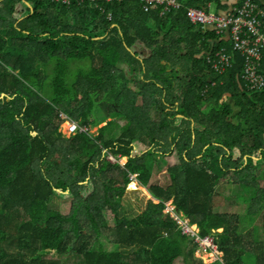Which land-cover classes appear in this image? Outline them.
I'll use <instances>...</instances> for the list:
<instances>
[{"label": "trees", "instance_id": "16d2710c", "mask_svg": "<svg viewBox=\"0 0 264 264\" xmlns=\"http://www.w3.org/2000/svg\"><path fill=\"white\" fill-rule=\"evenodd\" d=\"M22 1L32 8L18 16ZM179 1L183 9L160 15L138 2L0 0V264H203L198 242L163 212L172 199L198 237L215 236L218 264H264L263 241L249 248L239 223L212 211L223 183L251 194H237L250 212L264 209V87L242 77L232 34L219 38L186 17L187 8L216 6L235 18L247 4L263 17L264 0ZM138 44L149 52L143 60L132 52ZM220 48L231 60L216 72L208 57ZM98 103L112 118L103 126ZM62 114L88 131L68 137ZM154 164L170 175L165 189L149 184ZM134 174L152 198L119 217ZM61 192L72 199L66 214L54 206ZM102 237L116 246L107 250Z\"/></svg>", "mask_w": 264, "mask_h": 264}, {"label": "built area", "instance_id": "2783aa9c", "mask_svg": "<svg viewBox=\"0 0 264 264\" xmlns=\"http://www.w3.org/2000/svg\"><path fill=\"white\" fill-rule=\"evenodd\" d=\"M57 3L69 5L72 0H54ZM90 3H125L138 2L144 12H150L153 8H160V15H166L172 11H179L184 8L179 0H88ZM250 8V9H249ZM108 19L111 15L108 14ZM188 21L201 29L214 28L219 38H225V33H230L234 43V50L245 57L242 77L250 84L252 90H260L264 87V73L261 71L264 63V16L259 17L254 13L251 5L247 4L239 11V16L232 18L229 14H213L195 8L186 9ZM231 56L225 55V48H220L212 56L208 57L209 63L216 72H223L225 64L229 65ZM61 118L69 123L68 133L76 134L78 131L87 132V128L79 127L78 122L72 120L66 114ZM92 131V130H91ZM132 178V177H131ZM165 212L170 214L177 224L182 228L184 234L195 237L199 244L198 251L205 253H217V246L210 236L200 238L196 229L189 224L188 220L182 219L175 212L172 204L166 205ZM221 260V259H218ZM216 261V260H215ZM214 261V262H215ZM214 262L206 264H213Z\"/></svg>", "mask_w": 264, "mask_h": 264}, {"label": "rangeland", "instance_id": "374dc122", "mask_svg": "<svg viewBox=\"0 0 264 264\" xmlns=\"http://www.w3.org/2000/svg\"><path fill=\"white\" fill-rule=\"evenodd\" d=\"M211 13H215L216 12V6H210V11ZM136 47V51L139 53V57L140 58H145L147 56V54L149 53L146 48H144L141 44H138L135 46ZM145 51V54L141 51ZM124 70V73L127 75V77L129 79H132L131 73L129 72V69L126 66H122L121 67ZM130 87L132 88V90H136L138 88V84L136 82H132V84H130ZM127 95H129V93H127ZM81 98H82V94H81ZM127 104H129L127 102ZM127 111H130L129 109H127ZM94 114H96V117L100 120H106V122L102 123L101 126L105 125V123H107L108 121H110L112 118L109 117V115L111 114H107V112L105 111V109L103 108V106H101L99 103L97 104L96 109L94 110ZM113 115V114H112ZM151 118H156V112L155 110L151 112ZM117 118V117H116ZM110 119V120H109ZM115 119V118H114ZM115 121L118 123V126L122 125L123 123H125L124 120H120V119H115ZM111 122V121H110ZM57 123L60 124V130L63 131L64 134H66L68 137H71L72 135L67 134V129H68V125L69 123L67 121H63L62 118H58L57 119ZM109 123V122H108ZM195 126V125H194ZM110 129H116L115 124H112L109 126ZM118 129V128H117ZM94 130V129H93ZM116 134H120L119 131H115ZM92 133H94L92 131ZM144 146H142V144H134V150H133V155L137 156L139 154L137 153H141V151L143 150ZM163 149H166L165 147H160L159 150L164 151ZM238 154V153H237ZM236 154V157L238 156ZM110 161H114V158H109ZM127 159L126 158H122L120 160V163H124L126 162ZM257 162V160H256ZM151 174H152V178H150L149 184L151 186L154 187H160V188H167L168 186L171 185V178L170 175L167 173L166 170V166H156L155 164L153 165V167H151ZM112 182H114L112 180ZM111 183V182H109ZM133 184V183H132ZM130 185V183L127 185V190H133L134 192H137L139 190H137L138 188H140V190L142 191V195L140 196V198H136L135 196V200L132 201L129 193L125 194L122 196V198L126 195V206L123 207H119L118 208V212H119V217L122 216H128V217H132V216H136L139 213H142L145 209V201L143 200V197H145L144 195H146L148 197V195L146 194V190L144 189V187H141L140 185H138V188L135 187L134 185ZM135 184V183H134ZM261 187L264 188V182L261 183ZM102 186V185H100ZM226 184H222L221 187H219L216 191V194L218 195L215 198V202L212 205V211L215 214H230L231 217L234 218V220H236L239 223V227L242 228V233L245 234L244 237H246L247 241V245L249 248H252V245L256 242H258L257 240L254 241V237H257V239L263 241L264 243V231H263V220H264V209L260 210V203L255 204V206H253V210L250 212V208H248L246 203H243L240 199L239 196L237 194L240 193V195L244 196L245 198H250L251 194L246 192V191H242L239 190L238 192H236L237 190L234 188H225ZM100 190H102V187L99 188ZM137 190V191H136ZM236 190V191H235ZM152 195V194H151ZM64 196L61 192V195H56L55 196V200H54V206L56 208H60L63 210V212L66 214L70 211L71 208V203H72V199L71 197H69V195H65ZM152 197V196H151ZM66 200V201H62ZM173 200H169L166 202L165 205L171 204ZM233 201H235L233 203ZM123 205V203H122ZM181 213V218L182 219H188L189 223H192L191 220L186 217L182 212ZM225 213V214H224ZM113 220L111 219L110 221V228L114 226V222H112ZM195 225H193L194 227ZM254 226H256V230L254 231ZM196 227H194L195 229ZM222 229L219 230V232ZM109 230H107L106 234H108ZM199 233L200 229H199ZM256 234V235H255ZM213 235V234H211ZM74 240V238H72ZM101 243L103 244V246L107 249V250H112L116 245H114L113 243L110 242L109 238H105L102 237L101 238ZM71 244V242H70ZM55 254V252H54ZM222 251H220L217 248V253H205L202 251L198 252V255L203 258L205 261H207L208 263L214 262L215 260L217 261L218 259L221 258L222 255Z\"/></svg>", "mask_w": 264, "mask_h": 264}, {"label": "crops", "instance_id": "0c3cea01", "mask_svg": "<svg viewBox=\"0 0 264 264\" xmlns=\"http://www.w3.org/2000/svg\"><path fill=\"white\" fill-rule=\"evenodd\" d=\"M237 0H229V4H233V3H235ZM26 7H28L29 8V5L27 4V2H25V1H22L20 4H18L17 5V14H19L18 16H22V15H20V14H22L24 11H25V8ZM31 9V8H30ZM226 39H229L228 38V36L226 37ZM132 52H133V54H135V53H137V51H133L132 50ZM141 52H143L144 54H145V51H141ZM146 55V54H145ZM137 58L138 59H140V60H143V58H140L139 57V55L137 56ZM129 72H131V71H129ZM135 73H132L131 75H134ZM139 77V76H138ZM143 78V76H141L140 77V79H142ZM110 120V119H109ZM64 121V120H63ZM193 125V124H192ZM94 129V130H93ZM92 129V131L94 132V134H96L97 133V128H93ZM65 133V132H64ZM67 134H69L68 133V129H67ZM144 152H142L141 151V153H137V154H143ZM151 178H152V175H151ZM132 183V182H131ZM133 183H137L138 185H140V186H142L139 182H138V180H136V182H133ZM144 187V186H143ZM145 190H146V194L148 195V197L146 196V195H144L145 197H143V200L145 201V206H144V208L143 209H146V207H147V203H148V201H149V199L150 198H152L151 196V192L147 189V188H144ZM137 190H139V191H137ZM136 191L137 192H134L133 190H126V194H128L129 193V196H130V198H131V200L132 201H134L135 200V196H136V198L138 197V198H140V196L142 195V191L140 190V189H137ZM126 195L123 197V201H122V203H123V206H126L125 204H126ZM121 203V204H122ZM254 228L255 229H257L256 228V226H254Z\"/></svg>", "mask_w": 264, "mask_h": 264}, {"label": "clouds", "instance_id": "9594fccd", "mask_svg": "<svg viewBox=\"0 0 264 264\" xmlns=\"http://www.w3.org/2000/svg\"><path fill=\"white\" fill-rule=\"evenodd\" d=\"M208 13H211V12H208ZM213 14H216V13H213ZM196 27V26H195ZM196 28H198V27H196ZM207 29H209V30H212V31H214V33H215V30H214V28H207ZM216 34V33H215ZM217 36V35H216ZM141 154H139V155H137V156H140ZM109 158H112L113 159V157H109ZM253 159H254V161L256 162V160H258L256 157H254L253 156ZM113 162H115V159H114V161ZM126 162H124V163H122V165H124ZM137 174H134V175H131L130 176V178H131V182H136V180H137ZM131 182H130V184H131ZM145 188V187H144ZM126 190H127V188H126ZM126 192V191H125ZM173 200V199H172ZM165 204H166V202H165ZM171 204H172V206H174L175 207V212H176V214L177 215H179L180 217H181V213L177 210V208H176V205L174 204V202L172 201L171 202ZM165 209H166V205H165V208L163 209V212H164V214H167L166 212H165ZM170 215V214H169ZM172 217V216H171ZM174 220V219H173ZM185 220H188V219H185ZM175 221V220H174ZM176 222V221H175ZM189 222V221H188ZM177 223V222H176ZM190 225H195L194 227H196L195 229V231H196V233H197V236H198V233H199V226L197 225V224H195V223H189ZM220 230V229H219ZM218 230V231H219ZM222 231V230H221ZM184 234V233H183ZM186 235H188V237H190L193 241H194V239H195V237L194 236H192V235H190V234H186ZM208 236H210V237H212L213 239H214V242H215V244H216V246H217V248H218V244H217V241L215 240V236L214 235H208ZM205 237H207V236H205ZM198 249H199V244H198V246H197V248H196V251H195V255H196V257L197 258H199V260H201L202 261V263L203 264H206V262L207 261H205L203 258H201L199 255H198ZM219 249V248H218ZM221 259V258H220ZM218 261L219 260H217V261H215L213 264H218Z\"/></svg>", "mask_w": 264, "mask_h": 264}, {"label": "water", "instance_id": "95a60500", "mask_svg": "<svg viewBox=\"0 0 264 264\" xmlns=\"http://www.w3.org/2000/svg\"><path fill=\"white\" fill-rule=\"evenodd\" d=\"M29 5V8H32V5L30 3H27ZM134 51H136V47H134ZM137 54L139 55V53L137 52ZM5 97V96H3ZM179 117H182L181 115H179Z\"/></svg>", "mask_w": 264, "mask_h": 264}, {"label": "bare ground", "instance_id": "6f19581e", "mask_svg": "<svg viewBox=\"0 0 264 264\" xmlns=\"http://www.w3.org/2000/svg\"><path fill=\"white\" fill-rule=\"evenodd\" d=\"M133 183V182H132Z\"/></svg>", "mask_w": 264, "mask_h": 264}]
</instances>
